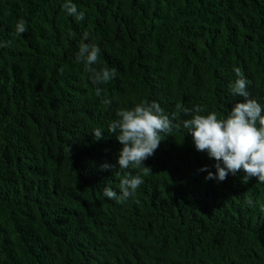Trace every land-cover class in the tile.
<instances>
[{
	"label": "trees",
	"instance_id": "16d2710c",
	"mask_svg": "<svg viewBox=\"0 0 264 264\" xmlns=\"http://www.w3.org/2000/svg\"><path fill=\"white\" fill-rule=\"evenodd\" d=\"M0 41V264H264V183L206 180L215 161L182 126L162 134L151 172L122 169L108 131L142 102L177 124L190 118L177 105L224 118L243 102L235 68L264 104V0H0ZM82 43L114 78L92 82ZM136 175L127 200L103 196Z\"/></svg>",
	"mask_w": 264,
	"mask_h": 264
},
{
	"label": "clouds",
	"instance_id": "9594fccd",
	"mask_svg": "<svg viewBox=\"0 0 264 264\" xmlns=\"http://www.w3.org/2000/svg\"><path fill=\"white\" fill-rule=\"evenodd\" d=\"M63 7L68 15L79 21L84 20L85 13L79 11L76 4L66 2ZM27 31V22L19 20L14 34L19 36ZM83 39L88 40L87 33ZM7 46V41H0V48ZM100 54L101 49L95 43H82L76 53L77 62L85 65L94 84L106 82L115 76L114 69L104 68L100 72L95 70L93 66ZM234 72L237 79L230 85V92L233 96L242 97L243 102L235 103L224 118L218 117L215 111L207 115L197 114L204 111L199 106L186 109L177 105L186 117H190L177 124L174 122L175 117L165 114L164 109L154 101L120 110L117 113L118 119L108 127V131L122 145L116 162L119 168L143 167L151 172L143 164L155 154L163 141L162 134H169L174 128L182 126L191 135L195 150L215 161L214 172L208 166L199 169L200 172L207 173L206 180L223 182L229 175H236L242 170L244 179L255 177L264 183V104L250 98L247 90L249 81L241 69L235 68ZM96 94H101L99 87ZM92 134L96 140L104 138V131L100 128L95 129ZM102 167L108 170L112 166L105 164ZM143 183L140 175L128 176L121 181L119 194L110 187H104L102 194L109 199L127 200Z\"/></svg>",
	"mask_w": 264,
	"mask_h": 264
}]
</instances>
